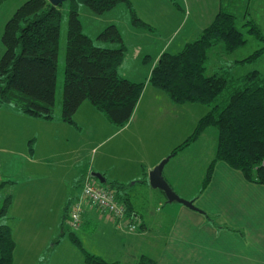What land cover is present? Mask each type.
<instances>
[{
    "label": "trees",
    "instance_id": "1",
    "mask_svg": "<svg viewBox=\"0 0 264 264\" xmlns=\"http://www.w3.org/2000/svg\"><path fill=\"white\" fill-rule=\"evenodd\" d=\"M68 2L61 121L74 124L76 110L84 101H88L109 121L122 126L131 118L148 81L152 87L163 91L173 103H199L208 107L192 133L171 153V156L176 155L195 142L206 128L216 129L215 155L208 165L201 190L208 185L217 162L239 171L247 182L264 186V76L259 70L240 76H233L231 72L232 68L253 62L264 52V35L251 16L245 14L237 22L234 13L219 12L196 39L186 43L179 51L162 52L148 80L134 82L119 73L125 44L116 26L108 25L99 33L97 38L100 42L96 45L94 39L83 34L78 13L79 5H84L94 15H102L124 3L132 24L147 27L138 19L129 0ZM60 7L53 6L48 0H27L6 22L1 36L4 50L0 57V107L12 104L26 115L54 119L63 15ZM249 39L256 40L260 47L246 58L227 60L211 75H206L205 64L212 49L218 50V55L229 57L244 47ZM87 183L108 191L122 204L125 223L134 224L136 229L129 230L119 225L118 221H112L113 224L127 232L141 229L140 216L126 193L127 186L106 181L101 183L90 175L83 179L78 198L68 203L71 210L79 200L81 213L77 227L81 226L83 214L88 208L106 216L83 194ZM8 202L9 199L0 208V218L7 213ZM69 238L81 252L84 264H120L105 261L88 252L76 236L70 235ZM14 247L11 227L0 223V264H12ZM131 264L157 263L149 256L142 255Z\"/></svg>",
    "mask_w": 264,
    "mask_h": 264
},
{
    "label": "rangeland",
    "instance_id": "2",
    "mask_svg": "<svg viewBox=\"0 0 264 264\" xmlns=\"http://www.w3.org/2000/svg\"><path fill=\"white\" fill-rule=\"evenodd\" d=\"M25 1L27 0H2L0 2V57L4 50L1 43V36L5 24L12 17L15 10ZM244 1L227 0V12L234 13L237 16V22H240L242 20L241 18L245 14H248L249 17L251 16L253 18V21L258 25L263 34L264 0ZM171 2L173 3L170 7L172 18L168 17L167 13L169 11H166L167 8L161 7L159 0H151L143 8L136 7L137 14L141 18L150 19L153 22L159 21V24H161L164 17L169 18V20L167 19V26H162L157 29L156 35L161 34L167 28L170 29L171 25L174 27V24L181 18L177 5L183 6V0H171ZM231 2L234 3L230 4ZM123 4H120V6H123ZM124 6L127 10L125 4ZM60 8L63 15L60 26L57 85L53 112L54 119L46 120L26 115L12 104L0 107V208L9 199L7 213L4 217L0 218V223L4 222L12 228V237L15 242L12 264H82L81 253L73 245L71 238H69L70 235L76 236L85 250L91 253H97L103 259L113 260L114 249L116 250L117 245L107 237L109 235L107 231L113 227V225L109 224L111 222L107 221L105 223L106 221H103L101 223L102 230H100V224H98V227H95L97 226L95 225L94 227L96 229L94 228V233L90 231L92 228L88 226L90 224L89 221L85 222L80 228L73 227L68 223L67 214H70V206L68 205L66 207L65 203L68 200L71 202L79 196L84 179L82 178L81 180L84 174L81 173L82 167L80 166L78 174L77 168L72 166L69 161H72L71 158L78 156L81 160H84L81 163L86 162L87 165L88 160L89 162L93 158L94 161L103 160L102 157L108 155V161L113 163L119 161L116 158L118 154L119 157L134 159L132 156H135L138 159L140 157V149L152 146L151 138L153 142L162 143V138L164 137L162 134H155L154 129L156 127H150L147 123L142 125L141 128H137L135 125L139 119L136 123L133 121V125L124 128L116 127L108 123L100 113L93 109V106L88 101H84L74 114V119L79 127L61 123L58 120L61 114L63 93V71L69 2L62 3ZM78 13L83 34L94 39V43L97 45L100 42L97 38L99 33L106 28H102L103 26L100 22L102 19H97L99 21H96L94 18L98 16L93 15L84 5H79ZM118 15L122 17V12H119ZM248 16H246V19H249ZM155 28L157 27L155 26ZM166 33H163L160 38L150 39L153 40L152 44L150 43L151 45L146 43L148 39L140 35L143 39L138 40V43L142 44L139 45L133 40L129 31L124 30V40L122 38L125 44L123 65L128 70V75L130 73L132 74V68L137 67L135 60L130 61V59L140 56L142 52L140 46L143 47V51L146 52L145 54L152 57L155 55L153 53H157V50L159 52V49L167 43L165 50H161L159 56L162 52L175 53L181 49L173 50L176 47V43L184 36V33L177 30L171 40L164 36ZM259 47L260 44L257 41L249 39L244 47L229 57H225L223 54L222 56L218 55L217 52L219 51L212 49L209 52V58L205 64L206 75H211L216 69L226 64L227 60L230 62V60L235 61L246 58ZM141 57L143 58L144 56L141 55ZM259 60L255 65L249 62L239 64L232 68L231 72L233 76H240L255 69L258 70L259 68L262 69L261 71L264 76V61L262 62V59ZM146 61L150 62L149 58H146ZM156 63L157 61H155ZM166 96L165 98L171 106H167L169 108L165 106V108L158 107V110L162 112L159 126H166L169 131L166 136V146H171V150L165 158L171 155L172 151L180 144L182 139H186L192 133L193 127L198 122L197 120L208 109L205 105L199 103L176 104L169 98L167 99L168 96ZM152 108L153 106L149 108V111H152ZM86 109H89V112ZM146 117L147 119L154 120L155 114ZM194 119L197 121H195V126H193ZM132 128L136 130V135H134L135 132L131 135ZM157 131L161 133V128L158 127ZM127 134H130L135 139V143L123 138L128 136ZM136 138L139 140H136ZM201 140L206 139L203 138ZM207 142V145H203L200 148L203 157L209 156L215 147L214 144H211V141L207 140ZM199 143L200 141L197 142V145ZM33 149L36 160L39 159V156L42 157L40 159L41 161L38 160V162L43 167V170L37 168L36 175L38 176L36 178L40 177L38 179H32L30 182L22 170V165L28 164L27 160L29 159L30 151ZM65 150H69L70 157L65 154ZM182 150L176 155L170 156L165 165V170L172 169L174 179L170 181L175 189L173 190L181 195L178 194L180 198L187 200L185 197L194 195L198 189L197 187L199 185L201 186L202 182L197 181L196 178L198 175L193 170V167H191L194 166L191 162L193 156L188 157L184 155ZM147 152L144 151L142 157L146 158ZM50 155L57 156L63 162L55 166L53 163L58 162V160L55 157H50ZM89 165L90 163L85 171L86 175L90 171ZM8 179L14 183H3L4 180ZM74 180H76L75 183ZM131 184L132 181L126 182L125 185L129 186ZM104 185L102 184V186ZM174 204L176 205L177 203L174 202ZM213 219H215L214 216ZM221 222L224 224L223 221ZM57 223H59V226L61 225L59 230L54 228ZM50 228L52 229L50 230ZM78 228L79 230H77ZM62 229L64 230L62 231L64 234L60 238ZM53 230L55 231L53 232ZM52 233H54V236L50 237ZM50 238H52L51 241L49 240ZM59 238L61 242L57 245L55 242ZM53 244H55L54 248L51 247Z\"/></svg>",
    "mask_w": 264,
    "mask_h": 264
},
{
    "label": "crops",
    "instance_id": "3",
    "mask_svg": "<svg viewBox=\"0 0 264 264\" xmlns=\"http://www.w3.org/2000/svg\"><path fill=\"white\" fill-rule=\"evenodd\" d=\"M150 1L151 0H129L138 19L144 22L147 27L134 26L131 22L130 14L123 3H120L123 4V6L118 4L111 11L102 15H97L98 17L95 16L96 18L94 19L96 21H99L97 19H102L100 20L103 26L102 28L108 25L116 26L123 40L124 30L129 31L131 37L137 43L139 39H143L144 37L148 39L146 42L147 44H152L153 40L150 39L160 38L162 34L166 32L164 36L171 40L173 34L177 30H180L184 33V36L181 37L180 41L176 43V47L173 49L179 50L186 43L196 39L200 33L211 24L214 17L219 12L227 11L228 7L227 0H183V6L177 5L181 18L174 24L176 29L171 25L170 29L167 28L165 31L161 32V34L156 35V30L162 26L166 27L167 19L169 20V18H172L170 7L173 3L171 0H159L161 7H165L167 8L166 11H169L167 13L169 18L164 17L161 24H159V21L153 22L150 19L141 18L137 14L136 7L143 8L147 6V3L149 4ZM245 1L248 2L249 0ZM244 2L243 4H245ZM232 3L234 2L230 4ZM119 12H122V17L118 15ZM155 26L157 28H155ZM167 44L163 45L159 49V52L157 50V53H153L155 54L153 57L145 54L146 52L143 51V47L140 46L142 48L140 56L130 59V61L135 60V64L137 65V67L131 69L132 74L130 73V75H128V70L124 68L123 62L119 68V73L126 79L134 82L148 80L150 72L155 65V61L158 60L161 50H165ZM141 55L144 57L142 58ZM263 57L264 52L252 62L253 65L260 61L259 59H262L263 62ZM146 58H149L150 62L146 61ZM258 70L261 71L262 69L259 68ZM165 96L166 95L162 91L152 87L148 81H146L131 118L122 126L112 123L103 113L93 107V109L100 113L108 123L116 127L124 128L133 125V121L136 123L139 119L138 123L135 125L137 128H141L142 125L147 123L150 127H156L154 129L155 134H162L164 137L162 138V143L153 142L151 138L152 146L149 145L151 147H145L140 150L137 149L140 152V157L138 159L135 156H132L134 159L119 157L118 154L116 158H118L119 161L112 163L108 161V155H104L102 157L103 160L94 161L93 158L90 162L88 160L86 165V162L81 163L84 160H81L78 156L71 158L72 161L69 162L72 166L77 168L78 174L80 166L82 167L81 173L84 174L83 176L81 175V180L85 178V171L90 163V171H88L89 173H87V175L91 172L99 173L106 183L114 182L125 185L126 182L132 181L131 185H126V193L128 198H130L133 209L140 216L142 223V227L139 231L127 232L113 224L106 216L100 214L98 210L92 208L90 210V208L86 209V207H84L86 211L83 214L81 226L89 221L90 224L88 226L92 228L90 231L94 233L95 227H98V224H100V230H102L101 223H103V221H106L105 223H107V221L111 222L108 223L113 225V227L107 231L109 234L107 237L109 240L111 239L117 247L116 250L114 249L113 260L104 259L109 262L131 264L140 256L147 255L154 259L157 264H264V186L247 182L239 171L231 169L223 162H217L214 165L212 176L205 189L201 190L199 185L194 195L185 197L187 200H192L194 206H196L200 212H196L178 203L176 205L174 202L169 204L165 202L166 198L162 192L150 188L148 172L165 158L171 150V146H166V136L169 133L168 127L159 126L162 112L158 110V107L165 106L169 108L167 106H171V104H168L169 102L166 100ZM152 106V111H149V108ZM86 110L89 112V109ZM206 113L205 111L204 115ZM154 114V120L150 118L147 119L146 116ZM58 120L61 123H66L61 121L59 117ZM195 121L196 119H194L193 126L196 124ZM74 122V124H67L79 127L75 119ZM158 127L161 128V133L157 131ZM131 130V135H133L134 132V135H136V130L134 128ZM127 135L128 136L123 138L135 143V139H133L130 134ZM203 138L206 140H201ZM136 140L139 139L136 138ZM182 140L180 144L185 139ZM207 140L211 141V144H214L215 147L209 156L203 157L200 148L208 144ZM198 141H200V143L197 145ZM216 145L217 131L215 128L210 127L203 132L197 141L189 144L182 150L184 155L188 157L193 156L191 162L194 166L191 167H193V170L196 171L198 175L196 178L198 182H202L206 175V169L209 162H211L214 157ZM144 151H148L146 158L142 157ZM64 152L70 157L69 150H65ZM34 155L33 149L30 151L29 159L27 160L28 164L22 165V170L30 182L32 179H38L40 177L36 178L38 176L36 175L37 168L43 170V167L38 162V160L41 161L40 159L42 157L39 156V159L36 160ZM51 156L57 158L55 155H50V157ZM57 160L58 162L53 163L55 166L63 162L61 159L57 158ZM165 168L166 166L164 167L163 176L171 188L174 189L170 181L174 179L172 169L165 170ZM75 181L76 180H74V183ZM6 182L14 183L10 179L3 181V183ZM77 198L78 196L73 200L75 201ZM69 201L70 200L65 203L66 207H68ZM213 216L215 219H213ZM221 221H223L224 224H222ZM60 226L59 223H57L54 228L59 230ZM81 226H79V228ZM79 228L77 230H79ZM51 229L52 228H50V230ZM54 231L55 230H53V232ZM62 231L64 230H61L60 238H62L64 234ZM52 236H54V233H52L50 237ZM60 238L55 244L58 245L59 242H61ZM51 239L52 238L49 240L51 241ZM55 244L51 247L54 248ZM92 254L101 257L97 253ZM80 255L81 263L83 262L82 264H84L82 254Z\"/></svg>",
    "mask_w": 264,
    "mask_h": 264
},
{
    "label": "built area",
    "instance_id": "4",
    "mask_svg": "<svg viewBox=\"0 0 264 264\" xmlns=\"http://www.w3.org/2000/svg\"><path fill=\"white\" fill-rule=\"evenodd\" d=\"M85 194L92 204L104 213L108 220L118 221L119 225L125 226L129 230H135L134 224L125 223L124 208L114 197L106 190L101 189L93 183H87L83 188ZM81 213L80 204L75 203L70 210L69 224L73 227L79 225V215Z\"/></svg>",
    "mask_w": 264,
    "mask_h": 264
},
{
    "label": "water",
    "instance_id": "5",
    "mask_svg": "<svg viewBox=\"0 0 264 264\" xmlns=\"http://www.w3.org/2000/svg\"><path fill=\"white\" fill-rule=\"evenodd\" d=\"M66 1H70V0H48V2L53 6L61 5ZM170 156L164 158L148 172V182L150 188L162 192L166 198V202L169 204L176 202L196 212H200V210L196 206H194L192 200H186L180 198V196L171 188L169 183L165 180L163 176V170ZM89 175L90 177L97 178L101 183L105 182L104 178L99 173L91 172Z\"/></svg>",
    "mask_w": 264,
    "mask_h": 264
}]
</instances>
